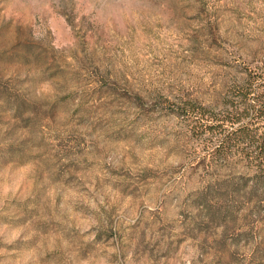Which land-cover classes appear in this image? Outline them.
I'll return each instance as SVG.
<instances>
[{"label": "rangeland", "instance_id": "obj_1", "mask_svg": "<svg viewBox=\"0 0 264 264\" xmlns=\"http://www.w3.org/2000/svg\"><path fill=\"white\" fill-rule=\"evenodd\" d=\"M238 71H264V0H0V82L37 106L0 103V264H264L194 218L203 169L160 110Z\"/></svg>", "mask_w": 264, "mask_h": 264}, {"label": "trees", "instance_id": "obj_2", "mask_svg": "<svg viewBox=\"0 0 264 264\" xmlns=\"http://www.w3.org/2000/svg\"><path fill=\"white\" fill-rule=\"evenodd\" d=\"M0 103L19 119L37 113L36 103L1 82ZM164 103L160 110L186 126L193 151L187 158L203 169L200 185L186 195L194 218L206 227L231 230V244L247 234L257 251L264 243V71H238L230 89L207 99L171 93L164 94Z\"/></svg>", "mask_w": 264, "mask_h": 264}]
</instances>
